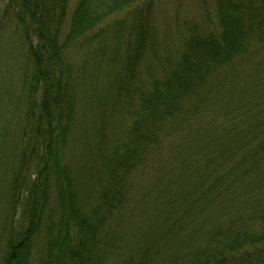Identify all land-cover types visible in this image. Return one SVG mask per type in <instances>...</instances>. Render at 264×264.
<instances>
[{
	"label": "trees",
	"instance_id": "obj_1",
	"mask_svg": "<svg viewBox=\"0 0 264 264\" xmlns=\"http://www.w3.org/2000/svg\"><path fill=\"white\" fill-rule=\"evenodd\" d=\"M3 1L7 4L0 10V34L4 21L1 20L9 17L23 29L30 59L33 58L24 76L30 122L22 134L25 146L20 165L21 170L33 168V171L27 172L26 188L19 193L24 197L22 204L12 203L8 209L18 219L2 233L7 250L3 264H35L39 232L45 227L48 261L42 264H54L57 255L65 254L70 264H99L101 250L106 254L109 244L106 237L101 238V229L107 228L119 207L126 206L132 173L159 145V133L199 109L203 102L198 96L212 92L208 89L216 85L219 88L236 68L241 72L243 63L252 60V70L264 72V62L258 56L264 52V0H207L206 12L199 20L179 21L183 31L178 32L180 46L172 57L166 52L160 56L157 49L161 43L155 40L157 26L153 13L158 0H78L67 23L68 0ZM128 17L131 28L125 37L126 53L112 73L115 93L110 97V114L102 109L101 120L95 127L96 155L101 160L95 157L96 167L90 169V180L77 183L74 177L70 180L66 175L65 180L59 177L64 183L60 191L62 199L57 204L62 208L54 214L49 190L50 174L57 166L55 157L53 162L49 157L52 158L51 152L58 155L55 137L59 134L65 139L74 106V82L66 63L69 48L72 45L75 48L79 45L76 50L90 48L101 32L100 26L124 25ZM161 42L169 43L162 39ZM262 87V82L253 80L254 95L248 100L249 91H245L246 97L233 100L229 124L216 137L223 147L216 148L212 141L215 149L221 151V163L214 167L207 163L216 174L209 181L210 190L221 182L217 169L230 173L237 168L250 174L247 181L251 188L263 189L255 196L258 208H264V91H257ZM194 99V104L186 102ZM91 101L96 106L95 96ZM125 119L130 121L120 131ZM107 131L114 135L109 150L105 149ZM208 151L209 148L201 150L195 159L206 157ZM233 157L242 158V164L231 167ZM84 199L88 201L87 210L81 205ZM260 213L259 209L255 219L264 225ZM172 222L170 218L165 220L164 233H173ZM161 234L154 239L159 240ZM219 234L228 235L225 229ZM233 234L221 245L202 246L188 264H218L219 260L228 264L227 256L238 249L246 254L237 264H264V246L259 247L264 243V229L259 235L247 233L245 241L239 239L240 233ZM224 250H229V254L224 255ZM85 254H90L89 258ZM219 254L224 257L215 260Z\"/></svg>",
	"mask_w": 264,
	"mask_h": 264
},
{
	"label": "rangeland",
	"instance_id": "obj_2",
	"mask_svg": "<svg viewBox=\"0 0 264 264\" xmlns=\"http://www.w3.org/2000/svg\"><path fill=\"white\" fill-rule=\"evenodd\" d=\"M211 1V0H208ZM78 0H68L65 22ZM7 3L0 0V10ZM207 0H158L155 4L153 20L157 26L156 42L159 55L166 52L169 56L180 46L182 32L181 20H199L206 12ZM129 11V10H128ZM124 19V18H123ZM4 20V21H3ZM3 29L0 34V264L6 259L5 236L2 233L6 227L13 225L18 215L10 214L12 203L22 204L24 197L20 192L26 188L29 180L28 171L21 170V151L25 146L23 132L28 128L27 99L28 90L24 88V76L33 58L26 43L23 29L9 17L3 18ZM130 17L123 24H108L100 26L101 32L89 47L78 49L70 46L67 62L71 68V79L74 82L73 113L68 132L64 137H55L56 153L51 152L49 161H56V168L50 174L49 202H53L54 214L62 208L57 202L61 197V186L66 175L68 180L74 177L77 183L90 180V169L96 167V124L101 120L100 112L110 114L112 101L110 97L115 93L112 73L121 65L127 49L126 35L131 28ZM123 25V26H122ZM169 41V43L161 42ZM264 62V52L259 53ZM255 58V57H254ZM257 61H255L256 63ZM253 61L243 63L241 72L236 68L233 73L219 86L216 85L206 94L198 97L202 106L180 117L165 131H161L159 145L152 149L144 158L142 165L132 173L131 195L127 204L113 213L107 228L101 229V238L109 240L108 250L98 257L99 264H188L193 253L202 246L221 245L224 241L234 237L233 232L240 233L241 241H245L247 233L259 235L264 229L258 217L264 221V208L257 207L261 186L251 188L247 181L250 174L234 170L222 173L224 169H217L221 173V182L213 189H209V181L215 178L207 163L213 167L221 163V151L215 149L223 147L217 135L229 124V113L233 100L238 96L254 95L251 81L263 83L257 91H264V72L261 69L252 70ZM254 63V64H255ZM228 68V66H226ZM212 83V80H210ZM222 87V88H221ZM214 89H217L213 92ZM220 89V90H219ZM222 89V90H221ZM5 94V95H4ZM96 97L93 106L91 97ZM136 102L138 97L132 96ZM196 99L189 104H194ZM136 104H133L135 107ZM123 113V112H120ZM129 119L122 121L124 125ZM107 130V128H106ZM66 133V130H65ZM59 138V141H57ZM114 135L107 131L109 150ZM215 142V147L212 144ZM59 142V143H57ZM209 148L206 157L195 159L198 153ZM243 159L233 157L232 166ZM243 162V161H242ZM242 162L239 164L241 165ZM238 165V166H239ZM219 175V174H218ZM220 176V175H219ZM59 177H63L59 180ZM61 183V184H60ZM73 183V181H72ZM94 182V187H96ZM83 192V190H81ZM84 195L85 193H80ZM10 201L7 202V198ZM82 207L87 210L88 201L81 200ZM20 211V210H19ZM18 211V213H19ZM170 218L174 231L164 233L165 220ZM255 219V220H253ZM227 231L228 235L221 237L219 232ZM159 240L154 236L159 234ZM151 235L147 241L145 237ZM100 238V239H101ZM46 227L39 232V241L35 250V264L48 261L46 256ZM260 244L259 247H263ZM98 247V246H97ZM224 250V255L229 254ZM246 252L238 249L228 255V264H237L245 257ZM88 256L90 254H85ZM224 257L217 255L215 260ZM69 257L57 255L54 264L67 263ZM218 264H226L219 260Z\"/></svg>",
	"mask_w": 264,
	"mask_h": 264
}]
</instances>
